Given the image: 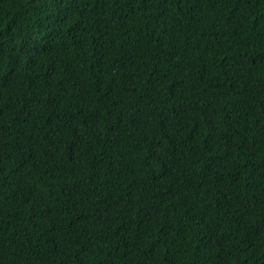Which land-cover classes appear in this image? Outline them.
<instances>
[{
    "label": "trees",
    "instance_id": "16d2710c",
    "mask_svg": "<svg viewBox=\"0 0 264 264\" xmlns=\"http://www.w3.org/2000/svg\"><path fill=\"white\" fill-rule=\"evenodd\" d=\"M0 264H264V0H0Z\"/></svg>",
    "mask_w": 264,
    "mask_h": 264
}]
</instances>
